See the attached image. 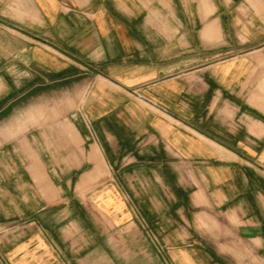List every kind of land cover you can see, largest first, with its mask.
<instances>
[{
  "label": "crops",
  "instance_id": "crops-1",
  "mask_svg": "<svg viewBox=\"0 0 264 264\" xmlns=\"http://www.w3.org/2000/svg\"><path fill=\"white\" fill-rule=\"evenodd\" d=\"M0 264H264V0H0Z\"/></svg>",
  "mask_w": 264,
  "mask_h": 264
}]
</instances>
